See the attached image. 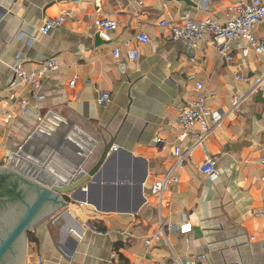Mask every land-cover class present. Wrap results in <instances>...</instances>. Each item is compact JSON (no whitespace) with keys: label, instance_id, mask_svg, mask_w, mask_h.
I'll list each match as a JSON object with an SVG mask.
<instances>
[{"label":"crops","instance_id":"1","mask_svg":"<svg viewBox=\"0 0 264 264\" xmlns=\"http://www.w3.org/2000/svg\"><path fill=\"white\" fill-rule=\"evenodd\" d=\"M240 1L248 0H0V165L31 137V151L49 140L87 166L111 147L84 192L68 194V205L36 226L25 264H171L174 254L181 264H264V214H258L264 211V54L244 55L237 45L246 43L239 41L228 64L213 45L191 47L160 25L181 24L185 12L224 21ZM63 9L73 17L40 32ZM104 16L118 23L110 42L98 39L94 27ZM141 34L149 41L136 43L140 57L129 60L124 42ZM256 36L264 37V22ZM17 56L28 69L49 58L62 64L44 78L45 98L28 113L18 106L31 98L30 88L19 81L10 87ZM198 82L222 123L158 198L152 185L172 166L174 148L189 146L180 140L178 114L197 95ZM255 86L232 110L234 97ZM103 92L111 94L104 105ZM208 154L218 160L214 181L200 172ZM160 219L186 220L191 228L168 242L153 239Z\"/></svg>","mask_w":264,"mask_h":264},{"label":"built area","instance_id":"2","mask_svg":"<svg viewBox=\"0 0 264 264\" xmlns=\"http://www.w3.org/2000/svg\"><path fill=\"white\" fill-rule=\"evenodd\" d=\"M231 10L234 15L224 21L215 18H205L197 20L192 17L190 12L183 14V22L181 24L171 23L168 20H162L160 25L168 27L171 30L174 39H184L191 47H194L197 41H203L205 44L213 45L215 50L219 52L221 57L228 63L233 62L234 43L244 41L243 47L237 45L244 55H248L250 50H254L257 54H264V37L256 36V30L262 22H264V0H248L240 1L235 4ZM73 17V11L70 9L61 10L60 14L55 18H46L40 32L48 34L55 28L64 25ZM94 27L97 35L105 42L112 40L111 33L118 27V23L108 16L100 17L94 20ZM149 37L146 34L138 35L135 40H127L124 46L127 48V56L129 60H136L140 57V51L136 43H146ZM238 44V43H237ZM112 54L115 59L121 56L120 48H114ZM62 64L57 58H49L36 68H26L25 59L17 56L12 65V73L14 80L10 87H14L17 81L26 84L31 90V98H24L19 103V111L28 113L33 107H37L39 102L45 98L43 92V80L46 76L60 72ZM237 79L243 80L242 76ZM264 79V76L260 81ZM76 78L70 81V85H74ZM260 82L257 84V86ZM255 86L248 94L235 96L232 103V110H237L241 102H243L249 93L257 88ZM197 95L188 102V104L179 111L178 122L181 126L180 140L189 141V146L183 150L181 146L174 148V162L172 166L166 170L164 176L154 182L152 192L161 198L167 186L177 184L179 182V172L185 165L186 158L196 149H206L207 142L213 135L223 120V115L212 111L207 105L208 95L204 92V85L198 82L196 85ZM211 96H214L212 93ZM111 101V94L103 92L99 98L100 104H108ZM264 115V110H263ZM12 117L11 114H8ZM162 142L158 138L154 145ZM218 160L215 156L208 154L200 166V172L208 176L211 180L218 178L217 169ZM261 164L264 165V155L261 158ZM263 215L264 211L259 212ZM86 228L91 229L98 234L103 231L93 227L90 223H86ZM191 224L186 220L182 224H174L169 221L160 219L159 226L154 231L152 238L168 242L171 234H180L189 231ZM129 234H132L130 231ZM150 241V240H149ZM203 257V256H201ZM171 264H181L178 257L174 254Z\"/></svg>","mask_w":264,"mask_h":264},{"label":"water","instance_id":"3","mask_svg":"<svg viewBox=\"0 0 264 264\" xmlns=\"http://www.w3.org/2000/svg\"><path fill=\"white\" fill-rule=\"evenodd\" d=\"M31 139L0 165V264H25L29 232L62 211L68 194L84 192L111 148L106 145L97 163L87 166L65 156L49 140L31 151Z\"/></svg>","mask_w":264,"mask_h":264},{"label":"trees","instance_id":"4","mask_svg":"<svg viewBox=\"0 0 264 264\" xmlns=\"http://www.w3.org/2000/svg\"><path fill=\"white\" fill-rule=\"evenodd\" d=\"M99 229L103 230V228H99ZM28 237H29V240H31V241L35 239L33 232H29Z\"/></svg>","mask_w":264,"mask_h":264},{"label":"bare ground","instance_id":"5","mask_svg":"<svg viewBox=\"0 0 264 264\" xmlns=\"http://www.w3.org/2000/svg\"><path fill=\"white\" fill-rule=\"evenodd\" d=\"M80 140V139H79ZM85 141H87V140H85ZM85 149V148H84Z\"/></svg>","mask_w":264,"mask_h":264}]
</instances>
